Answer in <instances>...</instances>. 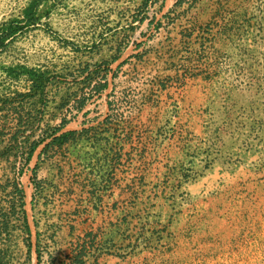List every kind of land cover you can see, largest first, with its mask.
<instances>
[{"label":"rangeland","instance_id":"rangeland-1","mask_svg":"<svg viewBox=\"0 0 264 264\" xmlns=\"http://www.w3.org/2000/svg\"><path fill=\"white\" fill-rule=\"evenodd\" d=\"M4 222L12 264H264V0H0Z\"/></svg>","mask_w":264,"mask_h":264},{"label":"trees","instance_id":"trees-1","mask_svg":"<svg viewBox=\"0 0 264 264\" xmlns=\"http://www.w3.org/2000/svg\"><path fill=\"white\" fill-rule=\"evenodd\" d=\"M99 69H103L106 74L108 71H110V65H109V62H103L99 65H97V68L96 70L94 71L95 73H98V70ZM105 77V75H104ZM106 87H108V83L105 82L104 84H100V92L98 91V93L100 94L101 91L103 89H105ZM89 98H80V100L77 102V106H76V110L79 111V112H82L86 106H87V103H88ZM110 105V104H109ZM107 122L109 121L108 119H106ZM68 124V122L64 121L60 124V126L58 127H53L52 128V131H53V139L51 142H49L48 144H46V146H50V145H55L56 147L58 146L59 148H62L64 145H66L67 143L71 142L76 136L77 134H80L82 135L84 132L86 133L88 130H90L91 128L89 129H84L82 130L80 133L79 132H76V131H65V132H62L64 130V128L66 127V125ZM58 136L57 134L60 133ZM45 143V140H34L31 145H30V149L28 150L27 152V157H26V164H29L35 154V152L38 150V148L43 144ZM19 176H22L24 174V171L23 169H21L19 171ZM37 179H38V170L37 168H34L32 169V176H31V181L34 183L35 187H38V182H37ZM16 193H17V200H16V203L17 206L15 209H17L19 207V209H21V211L25 214V219H24V222H25V229H26V232L27 234L29 235H32V230H31V227L30 225L28 224V218H27V215H26V193H25V190L21 187H16ZM4 217L5 219H7V215L4 214ZM7 222V220H6ZM6 222H4V228L3 227H0V244L2 242V239H3V236L6 235L7 230H6ZM26 247L28 249V259L32 253V244H30V242H27L26 244ZM36 253H37V264H42V256H41V252L39 250V247L37 248L36 250ZM83 252H81V254H79L78 256H75L76 259H81V257H83ZM9 252L7 249H4V248H1L0 247V264H12L10 261H9ZM78 263H83V262H79Z\"/></svg>","mask_w":264,"mask_h":264}]
</instances>
